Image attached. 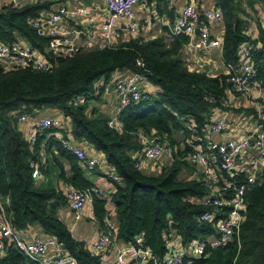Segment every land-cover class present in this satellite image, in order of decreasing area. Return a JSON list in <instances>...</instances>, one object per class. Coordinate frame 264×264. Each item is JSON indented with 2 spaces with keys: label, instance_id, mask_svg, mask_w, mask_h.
<instances>
[{
  "label": "trees",
  "instance_id": "obj_1",
  "mask_svg": "<svg viewBox=\"0 0 264 264\" xmlns=\"http://www.w3.org/2000/svg\"><path fill=\"white\" fill-rule=\"evenodd\" d=\"M165 2L146 0L148 6L155 5L158 14L164 12ZM215 3L223 16L221 56L226 65L234 68L241 44L251 40L245 31L246 17L250 15L247 8L264 6V0ZM49 6L20 1L0 5V41L11 43L21 38L52 64L46 70L32 65L0 66V196L8 198L4 211L12 226L20 231L37 223L45 236L55 238L79 264H100L99 256L75 239L58 216L66 201L61 187H41L31 176L29 162L37 158L44 143L69 160L71 176L65 178L66 183L78 189L90 187L77 159L54 137V129L41 132L34 145L29 143L19 116L27 113L37 118L40 112L51 109L69 123L65 137L68 133L71 137H67L78 145L99 152L107 170L115 173L110 178L114 191L95 195L91 200L101 231L126 245H135L140 237L142 245L151 250V260L146 264L163 260L171 235L178 236L182 245L216 236L213 223L199 219L205 210L198 203L207 192L204 181L180 180L178 172L191 152L186 140L205 130L210 114L221 108L222 100L232 90L230 73L211 75L190 69L181 56L188 42L183 34L136 37L117 45L80 47L70 55H58L49 48L50 37L39 34L31 25ZM260 39L263 47L256 51L254 61L264 87V28ZM115 72L140 73L155 88L149 99L126 107L119 117L120 127L89 103L99 99L94 84L110 80ZM80 94L86 95L87 101L73 105ZM141 137L158 138L173 148L171 163L162 166L160 173L146 175L135 167L136 153L142 149ZM182 141L184 148L179 147ZM235 179L239 182L244 178L240 174ZM244 199V221L238 237L221 246L207 245L200 257L192 258L190 263H185V257L183 264H264V171L247 187ZM109 204L115 207L117 221L112 231L107 226ZM0 264L36 263L10 243L0 256Z\"/></svg>",
  "mask_w": 264,
  "mask_h": 264
},
{
  "label": "built area",
  "instance_id": "obj_2",
  "mask_svg": "<svg viewBox=\"0 0 264 264\" xmlns=\"http://www.w3.org/2000/svg\"><path fill=\"white\" fill-rule=\"evenodd\" d=\"M106 4L108 16L99 25L102 46L112 45V35L117 27L122 24L124 29L133 34L137 32L139 23L136 20L134 8L138 5H146V0H103ZM8 0H0V5L7 4ZM78 15H88V10L83 7L71 9L67 6H59L48 15H40L31 21L33 28L41 35L50 37L49 48L61 56L70 55L79 50L76 38L80 31L69 28L68 23ZM93 22L92 16L88 17ZM223 24L222 11L219 7L198 8L194 2H187L179 11L172 27L173 34H183L188 37L189 49L200 51L210 48H222V40L215 38L212 29L215 24ZM258 38L245 41L239 49V62L231 68L229 81L234 94H245L250 87L259 86L257 67L254 55L261 46ZM34 66L39 70H46L52 64L32 47L27 41L18 39L11 43L0 41V66L4 68H22ZM137 65L141 66L140 60ZM144 76L137 72H127L118 77L108 89H104L105 81L100 80L94 84L96 93L105 90V93L114 101L111 121L119 124L120 114L130 104L141 100H147L152 96L154 87L145 84ZM146 85V86H145ZM230 100L224 98L221 106L229 107ZM87 101L84 94L77 95L73 105H82ZM21 124H28L25 131L27 139L34 145L41 132L47 129L59 130L55 138L68 153L73 155L81 168L94 170L97 167L106 166L104 157L94 150L78 145L71 138L61 133L68 130L63 119L59 116H44L32 119L27 113L18 118ZM208 128L212 132L223 133L229 128L225 116L212 121ZM51 135V134H50ZM142 149L136 155L135 167L142 168L143 161H154L162 155L172 154V147L158 138L141 137ZM249 148H253L259 159H264V129L256 128L241 137H231L220 142L211 143L206 149L191 151L188 159L198 163L202 167L206 194L198 201L205 210L199 216L203 222L213 223L216 236L206 240L194 241L187 244L188 254L175 247L169 240L168 251L161 262L155 260V264H183L190 263L192 258H198L204 252L207 245L221 246L238 237L240 226L244 221L246 203L244 194L247 187L256 182L259 172L251 171L242 181L235 179L236 168L240 155ZM39 160L32 159L29 166L32 168L31 176H39ZM43 161V159H42ZM162 166L155 170L160 173ZM108 178H114L115 173L106 170ZM261 173V172H260ZM61 191L73 213L74 220L81 218L84 207L91 203L93 196H102L104 192L95 186L78 189L71 184L64 183ZM4 198L0 196V256H2L8 244H14L25 256L36 264H79L73 255L63 253L61 245L53 237H34L25 241L6 216L3 205ZM8 204V198H5ZM226 209V211H225ZM109 229L110 224L107 223ZM57 246L53 256H46L49 247ZM93 252L99 256L100 264H146L151 260V250L142 245L140 237L136 238L135 245H119L114 241L109 232L99 231L93 243ZM109 258H112L109 260Z\"/></svg>",
  "mask_w": 264,
  "mask_h": 264
},
{
  "label": "crops",
  "instance_id": "obj_3",
  "mask_svg": "<svg viewBox=\"0 0 264 264\" xmlns=\"http://www.w3.org/2000/svg\"><path fill=\"white\" fill-rule=\"evenodd\" d=\"M17 1L31 3V2H41L49 4V9L42 10L40 15H48L59 6H67L71 9H77L80 7L88 10V15H78L75 19L71 20L68 25L71 29H76L80 31V34L76 38V43L84 48L91 49L102 46V39L99 31V25L108 16V11L106 9V4L103 0H8L7 4L15 3ZM194 2L198 8L205 7H216L215 0H166L164 3V12L158 14L155 5H138L134 8L136 20L139 23V28L137 32L129 34L122 24L117 27L116 32L112 35L113 43L112 45H117L121 42L128 41L136 37L151 38L153 36L164 35L169 38V35H174L172 33L173 23L180 11V9L187 3ZM250 15L246 17L247 24L245 26V31H247L250 39L258 38L262 29L264 28V6L263 4H255V8H247ZM92 16L94 18L93 22H89L88 17ZM169 32V33H168ZM168 33V34H167ZM212 34L215 38L222 40L223 35V24L217 23L212 29ZM22 40L21 38H19ZM261 40V46L258 50L263 47V41ZM181 56L187 66L192 70H203L211 75H216L219 73H229L231 68L226 65L221 56L220 48H210L200 51H195L189 49L187 45H184ZM127 72H115L112 74L111 79L105 81L104 89H108L112 82H114L118 77ZM259 86H251L249 91L245 94H234L232 90L227 92L225 98L231 99L229 107H223L215 109L210 114V122L217 120L221 116H225L229 128L226 132L218 133L212 132L208 126L205 130L196 136L189 137L186 141L189 143V148L191 151H199L206 149L213 142H220L231 137H241L247 134L249 131L256 128L264 129V87L261 81H259ZM146 87L151 86L147 81L145 82ZM155 89V88H154ZM105 90L99 91V99L90 100V104L97 107L102 113L107 116H112L114 101L105 93ZM94 94V95H96ZM59 116L63 119L64 117L51 109H46L37 116L41 118L44 116ZM33 119V118H32ZM36 119V118H34ZM65 123V122H64ZM66 124V123H65ZM69 129V123L66 124ZM23 129L26 131L28 124H23ZM60 131L53 130L54 137L58 136ZM65 133V132H64ZM62 132L61 134L64 135ZM42 133L39 135L41 136ZM67 136L71 137L68 133ZM184 141L179 145L180 148H184ZM173 151V148H172ZM140 152H137L139 154ZM170 155H162L154 161H143L142 168L140 169L146 175H155V170L158 166H166L171 163ZM39 160V176L36 177L39 185L41 187H56L60 188L65 182V178L71 176L69 160L61 156L54 146H48L47 144L40 146L38 152ZM43 159V161H42ZM186 162L181 166L178 172V178L180 180L187 179H203L202 167L195 162L188 159H184ZM107 170L106 166L97 167L94 170H86L82 168L84 177L90 183V186H95L100 188L104 195H107L114 191L115 186L111 182L110 178L105 175ZM262 172L264 171V159H259L255 149L249 148L244 151L239 159L236 168V175L242 174L243 178L249 172ZM62 173L64 176H62ZM3 205L7 206V203L3 201ZM109 224L112 228H115L117 221L115 218V207L109 204ZM58 216L65 222L69 227L73 237L77 240L83 241L87 247L93 251V243L99 233L100 228L96 217L93 215L92 204L88 203L81 213V218L76 221L73 218V213L68 203L65 201L61 205L58 211ZM19 235L25 240L29 241L34 237L46 238L39 226V224L34 223L29 225L26 229L18 231ZM173 245L183 252L188 254L187 244L182 245L181 240L178 236L171 235ZM119 245H126L124 243H119ZM57 246L49 247L46 252V256H53L56 252ZM63 253H66L64 249L60 248ZM112 258H109V260Z\"/></svg>",
  "mask_w": 264,
  "mask_h": 264
},
{
  "label": "water",
  "instance_id": "obj_4",
  "mask_svg": "<svg viewBox=\"0 0 264 264\" xmlns=\"http://www.w3.org/2000/svg\"><path fill=\"white\" fill-rule=\"evenodd\" d=\"M10 4H12V3H10Z\"/></svg>",
  "mask_w": 264,
  "mask_h": 264
}]
</instances>
